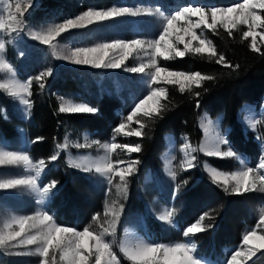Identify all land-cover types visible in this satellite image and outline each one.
Here are the masks:
<instances>
[{
	"label": "rangeland",
	"instance_id": "1",
	"mask_svg": "<svg viewBox=\"0 0 264 264\" xmlns=\"http://www.w3.org/2000/svg\"><path fill=\"white\" fill-rule=\"evenodd\" d=\"M40 0H0V21L5 27L0 29V43L4 44V48L0 49V84L8 85V87L0 88V93H5L8 97V103H2L1 111L6 116V112L10 110L13 115L25 121L30 118V108L24 105L18 96H13L11 92L18 90L14 86L28 83L31 80L28 91L31 93L33 83H46L54 76H72L77 81L76 95L71 92L58 93L59 110L61 106L71 107L74 105L84 104L96 109L85 96H95L97 100L107 93L108 95H116L121 98V109L116 113L119 115V121L114 124L108 134L104 135L102 131H96L93 128L85 126L66 127L64 134L60 137L55 145L53 155L58 157L63 154L68 165L78 170L82 177L92 182V185L82 187V178L77 177L75 189L91 195L94 188L101 190L102 197L96 202V198L89 206V211L85 210L83 205H79L81 212L78 215L82 222L81 227L67 225L57 218L56 207L63 204V197L55 196L59 193L60 183L55 178L56 169L58 167L57 159L52 161L50 156L45 158H34L30 154V140L27 137L23 125H19L18 133L5 137L0 135V152H17L26 154L29 157L30 164L23 162L15 164L0 165V181L8 179L24 178L29 175H35L37 169L40 175L36 177L37 185L40 188L48 186L55 181V187L41 198V195L29 187L17 186L15 188L0 189V234L7 235L12 231H18L19 225L17 221L22 216L36 218L37 214L41 215L47 212L53 217L52 221L47 222V226L53 224L57 226H68L78 231H83L88 227L93 234H103V241L109 244V249L101 260V264L111 260L108 255L110 252L115 260H111V264H138L137 261L130 259V254L136 252L140 247L151 244H163L169 247L175 246L177 243L188 244L190 247L194 245L189 253L194 259L200 261V264H208L197 258L195 253L197 245L194 235L189 237L183 235L188 226L193 223H200L205 229L209 224L207 222L210 216L209 212L213 209L206 210L208 215L203 212L197 216L192 222L181 229L182 239L171 241H157L154 239L153 230L148 225V216L152 217L166 229H176V209L174 203L176 197L185 188L189 178L184 172L194 169L195 177L206 175L210 180L212 171L230 175L233 172L242 171L246 167L258 168L261 162L262 142L263 139L257 132L259 126H264V99L260 104L246 102L237 111L236 118L241 126L243 133L250 139L259 142L260 154L256 162H252L247 157L241 155L232 149L228 144H221L220 150L228 151L231 149L236 153L233 157H215L208 155L213 150V145L218 137H224L227 140L228 126L222 125V116H211L207 110L201 109L198 117V124L201 127L202 136L198 144H194L186 134H175L168 132L164 135V144L160 152V163L158 168L145 166L141 163L138 153H127L123 148H117L111 151L106 145L116 143L119 145L127 144L136 146L140 143V137L134 135L129 136L126 133L130 131L141 130L143 133L144 119L146 117L140 115L127 121L126 117L131 114L135 105L142 100L146 94L152 89L163 88L165 96L167 93V78L162 74L159 81L149 82V74L154 71L149 67L145 69V73H131L126 71L130 67H139L140 64H148L152 58L150 56L149 42L158 39L162 33L165 21L164 18L174 15L177 11L184 7H204L206 13L212 7H232L244 0H59L58 4L50 8H44L41 17L34 14V7L40 4ZM19 2L21 5L22 16L18 15V19H22L21 28L16 32L12 31L14 22L9 19L10 12L7 10L9 4L13 5L11 13H15V4ZM113 7H127L137 11L138 15L125 14L120 17L111 18L101 22H94L80 29H73L62 33L58 37H54L52 43L45 45L32 38L35 33H44L49 28H55L56 25L82 14L87 10H109ZM258 15L263 17L264 9L255 7L251 9ZM190 19L195 22L199 19L192 16ZM207 23H212L211 15H207ZM186 26L184 20L178 21L176 27L182 28ZM223 27L222 22L217 23L216 28ZM215 28V29H216ZM236 29H240L243 33L249 30V26L243 23H237ZM235 28H229L235 29ZM256 33L257 47L264 45V25L254 27L252 29ZM201 39L210 41L209 47L214 48L210 32L206 25L193 29ZM251 44L252 37H247ZM117 39L132 40L140 39L145 41L144 48L147 51H133L125 60L124 65L119 69L111 68H94L90 65H77L70 60L59 57L70 55L76 47H95L99 43L112 42ZM172 43L180 51H185V56L204 54L213 56L210 52L194 53L186 51L184 43L176 39L174 33L170 37ZM185 42L190 41L189 36L184 37ZM192 47L199 46V40L190 41ZM216 53V51H215ZM118 51H110L109 58L118 56ZM183 57H174L165 60L162 56L155 57L157 66L166 67L170 71H180L185 73H195L197 70H185L171 67L170 62ZM51 72L41 81L35 79L41 73ZM203 75V74H202ZM204 76V75H203ZM185 87L196 84L194 82L184 81ZM179 87L180 85L177 84ZM76 93V92H74ZM21 95L28 99L32 106L31 95L22 92ZM160 97V104L162 99ZM159 104V108H160ZM68 113V112H65ZM90 114V113H87ZM139 121V122H138ZM121 122L126 123L124 132L114 134V129ZM228 141V140H227ZM98 142V143H96ZM199 153V156L197 155ZM195 157V159H193ZM197 158L200 161H197ZM44 161L43 168H39L40 161ZM111 161L114 168H127L128 163L138 161L134 165V171L130 175H126V192H118L116 185L121 183L118 176L113 175L111 186L107 177L103 173L95 172V165ZM124 163H118V162ZM189 162L191 167H189ZM199 162V163H198ZM35 166V167H34ZM85 166H92L93 170L85 172ZM173 173L175 176L173 177ZM260 175H264V170H260ZM86 180V181H87ZM213 181V180H212ZM214 182V181H213ZM216 183V182H215ZM217 184V183H216ZM235 182L230 181L228 185L223 184L221 179L219 184L224 189L227 188L229 193L238 194L232 191ZM89 186V188H88ZM109 188L111 189L109 191ZM89 189L91 190L89 192ZM134 193V197L130 202V193ZM246 194L245 199L249 205L252 222H248L242 232L239 242L233 245H227L211 258L216 259L219 264H230L231 255L237 248L247 253L248 248H256L264 241L253 239L249 245L243 244V235L248 231H256L257 236H264V224L261 221V209L264 208V185L257 182V187L253 191L240 192ZM56 194V195H55ZM88 198V197H86ZM122 206V207H121ZM71 212H72V206ZM118 212V217L113 222L112 211ZM171 211L170 220H162L160 217ZM209 211V212H208ZM201 217H203L201 219ZM37 227H34L33 224ZM44 225L39 224V220H29L25 226L24 236L18 240L26 239L30 235H35L39 229H44ZM104 229H108L104 232ZM46 230V229H45ZM89 246L93 241L88 240ZM38 245L20 244L17 241H10L7 245L0 246V264H43L44 258L36 251ZM85 256L88 257L87 264H95V250H85ZM264 254V248L260 249L257 254L251 258L245 256L239 257V264H251L255 259ZM161 257L163 253L159 254ZM48 264H67V260L62 258L60 250L49 252ZM160 264H163L161 259Z\"/></svg>",
	"mask_w": 264,
	"mask_h": 264
},
{
	"label": "trees",
	"instance_id": "2",
	"mask_svg": "<svg viewBox=\"0 0 264 264\" xmlns=\"http://www.w3.org/2000/svg\"><path fill=\"white\" fill-rule=\"evenodd\" d=\"M34 7V14L41 17L44 8H50L59 0H40ZM264 17V13H263ZM216 55H188L169 63L171 67L197 70L204 76L214 77L201 80L199 84L185 87L183 92L177 84H168L166 98L160 104V113L144 119L143 135L140 137L141 151L138 155L145 166L158 168L160 152L164 144V135L168 132L179 136L186 134L196 145L202 136L198 124L199 112L205 109L211 116L222 115V125L228 126V139L231 146L247 154L253 162L260 154L259 142L248 138L238 124L236 114L246 102L260 104L264 99V45L260 52L252 50L247 37L240 29L218 27L210 32ZM224 61L218 63L220 56ZM232 65L228 67L227 65ZM239 65V67H236ZM77 81L72 76H54L40 88L33 83L31 89L32 106L30 118L25 121L8 110L6 116L1 111L2 103H8L5 93H0V135L9 137L18 133V126L23 125L30 140V154L34 158L48 159L55 151V145L64 134L66 127L85 126L108 134L112 126L119 121L116 111L121 109V98L116 95H104L97 100L95 96H85L93 105L95 113H65L59 110L58 93L71 92L76 95ZM76 92V93H74ZM199 93V96H196ZM199 102V107H197ZM258 134L264 140V126H259ZM37 138H40L38 142ZM198 156L199 153L197 152ZM55 178L60 183L59 193L63 204L56 207L57 218L64 224L81 227L78 215L79 205L89 211V206L96 198L101 199L102 192L94 188L90 196L75 189L77 177L82 178V187L91 186L92 182L75 168L68 165L62 153L58 155ZM197 161L199 159L197 158ZM194 169L184 172L189 178L185 188L176 197L174 207L178 228L164 229L156 220L148 216V222L155 231L158 240H181V229L192 222L201 213L213 208L207 222L211 225L194 234L198 252L215 255L224 246L239 242L245 225L252 222V214L245 199L246 194H233L210 180L206 175L195 177ZM87 180V181H86ZM88 186V188H89ZM91 190L89 189V192ZM88 197V198H86ZM134 193H130V202ZM79 204V205H78ZM72 206V212L71 207ZM251 264H264V254Z\"/></svg>",
	"mask_w": 264,
	"mask_h": 264
},
{
	"label": "snow or ice",
	"instance_id": "3",
	"mask_svg": "<svg viewBox=\"0 0 264 264\" xmlns=\"http://www.w3.org/2000/svg\"><path fill=\"white\" fill-rule=\"evenodd\" d=\"M15 13H11V9L13 5L9 4L7 6V10L10 12L9 19L14 22V26L12 27V31L16 32L18 28H21L23 23L22 19H18L17 16H22L21 13V5L19 2L15 4ZM259 7L264 9V0H244L243 3H238L232 7H212L208 13L204 7H184L181 10L177 11L174 15L168 16L164 18L165 24L162 30V33L158 36V39H153L149 42L150 56L152 57L149 60L148 64H140L139 67H130L127 68L126 71L131 73H145L146 68H153L149 74V82L150 84L155 81H159L162 77V74L167 78L168 84H179L180 91L183 92L185 90L184 81L194 82L199 84L201 80L208 79L211 80L214 77L212 76H203L200 72L195 73H185L180 71H170L166 67L157 66L155 57L162 56L165 60L172 59L174 57H183L185 55V51L178 50L175 45L172 43L170 37L175 33L176 39L181 43H184V48L186 51L194 52V53H204L210 52L211 55L215 56V50L209 45L210 41H206V39H201L193 29L199 28L201 25H206L208 29L215 30L217 23L223 24L225 29L235 28L237 23L247 24L249 26V30L243 33L244 37H252L251 48L256 52H260V48L257 47L256 41V33L252 30L254 27H258L264 25V17H261L256 12L251 9ZM125 14L130 15H138L137 11H134L127 7H113L109 10H87L82 14L76 16L75 18L68 19L58 25L55 28H49L44 33H35L32 38L42 42L45 45H49L52 43L54 37L60 36L62 33L68 32L73 29H80L87 25L93 24L94 22H101L111 18L120 17ZM210 14L212 18V23H207V15ZM197 16L199 19L193 22L190 17ZM184 20L186 22V26L182 28L176 27L177 22ZM5 24L0 21V29L4 28ZM189 36L190 41L199 40V46L192 47L191 42H185L184 37ZM145 41L140 39H132L129 41L117 39L112 42L99 43L95 47H76L74 51L70 53V55H66L63 57H59L65 60H70L72 63L77 65H90L94 68H111V69H119L121 68L125 60L128 56L133 52H141L147 51L144 48ZM4 48V44L0 43V49ZM110 51H118V56H113L109 58ZM224 57L221 55L219 57L218 63L223 62ZM228 67H232V65H227ZM239 67V65H236ZM51 75V72L41 73L36 76L35 79L39 82L44 76ZM31 84V80L26 84H21L16 87L18 90H13L11 94L13 96H18L24 105L31 107V104L28 99H25L22 92L28 93L30 96L31 93L28 91L29 85ZM40 88L44 87L43 83H40ZM190 84L188 87L190 88ZM8 87V85L0 84V88ZM165 96V90L163 88H155L150 91L149 94H146L145 97L140 100L133 110L131 114L126 117L127 121H132L133 118L138 117L140 115L144 117H151L154 113L159 115L160 108L158 107L160 104V97ZM196 96H199V93H196ZM166 98V97H165ZM197 107H199V102H197ZM61 112L68 113H95L97 109L93 107H89L84 104L74 105L71 107H60ZM139 122V121H138ZM126 123L121 122L117 128L114 129V134L124 132L126 128ZM129 136L141 137L143 135L141 130L130 131L126 133ZM40 138H37L38 142ZM98 143V142H96ZM228 144V141L224 137H218L216 142L213 145V150L208 152V155L215 157H233L236 155L231 149L228 151H221L220 145ZM111 151H115L117 148H123L127 151V153H138L141 151L139 145L129 146L127 144L119 145L116 143H112L106 145ZM261 162L258 165V168L246 167L242 171L233 172L230 175L224 173H218L216 171H212L211 178L214 182L219 184L220 180H223L224 185H228L230 181H234L235 184L232 188V191L236 193L240 192H249L253 191L257 187V182L264 185V175H260V170H264V142H262V152H261ZM57 157L53 155L50 159L54 161ZM195 159V157H193ZM23 162L24 164H30V160L28 155L17 153V152H0V165L3 164H15ZM118 163H124L122 161ZM138 163V161H133L128 163L127 168H119L117 170L114 168L112 162L109 160L103 165L97 164L95 165V172L103 173L107 179L108 183L111 186V182L113 179V175L118 176L121 183L116 185L118 192L125 193L126 192V175H130L134 171V165ZM44 161L41 160L39 164V168H43ZM191 163L189 162V167H191ZM35 167V166H34ZM85 172H90L93 170L92 166H85L83 168ZM40 175V171L37 169L35 175H29L24 178L18 179H8L4 181H0V189L4 188H15L17 186H25L29 187L32 190L36 191L43 198L51 188L55 187L56 182H51L48 186L40 188L37 185L36 177ZM173 177L175 173L172 174ZM111 189L109 188V191ZM228 189L225 188V191ZM122 207V206H121ZM112 211L113 222L118 217V212L110 209ZM261 213H264V208H262ZM204 215H208V213H204ZM172 216V212L169 211L167 214L160 217L162 220H170ZM203 217H201L202 219ZM39 220L40 225H44V229H39L35 235H30L26 239L18 240V238L24 236L25 234V226L28 224L29 220ZM261 221L264 222V215L260 217ZM53 217L49 215L47 212H44L42 215L40 213L37 214L36 218L22 216L20 217L16 223L19 225L18 231H12L7 233V235L0 234V246L7 245L10 241H17L20 244H28V245H38L36 251L39 253L41 257L44 258L43 264H48V256L49 252L60 250L62 252V258L67 260V264H87L88 257L85 256V250H95L96 260L95 264H101V260L105 256L106 251L109 249V244L103 241V234H93L90 232L88 227H85L83 231H78L72 227L68 226H57L53 224L51 227L47 226V222L52 221ZM34 227L37 225L34 223ZM264 224L257 225V227H262ZM46 229V230H45ZM108 229H104V232H107ZM203 231L200 223H193L191 226H188L184 231L183 235L185 237H189L190 234H196ZM243 244L249 245L253 239H259L264 241V236H257L256 231H248L243 235ZM88 240L93 241L91 246L87 243ZM192 247L188 244L177 243L175 246L169 247L163 244H151L144 245L140 247L136 252L130 254V259L133 261H137L138 264H160L162 259L163 264H200V261L194 259L189 253L192 251ZM264 248V244L259 245L256 248H248L247 253L242 251H235L234 254L231 255L230 264H239L238 258L242 256H247L249 258L255 256L257 252ZM163 253L161 257L159 254ZM108 255L111 257V260H115V257L109 252ZM111 260L105 261V264H111Z\"/></svg>",
	"mask_w": 264,
	"mask_h": 264
},
{
	"label": "bare ground",
	"instance_id": "4",
	"mask_svg": "<svg viewBox=\"0 0 264 264\" xmlns=\"http://www.w3.org/2000/svg\"><path fill=\"white\" fill-rule=\"evenodd\" d=\"M235 251H240V248L238 247L237 250H235ZM235 251H234V252H235Z\"/></svg>",
	"mask_w": 264,
	"mask_h": 264
}]
</instances>
